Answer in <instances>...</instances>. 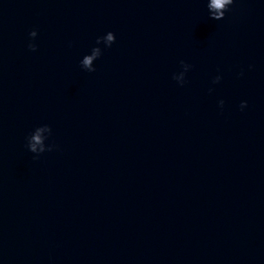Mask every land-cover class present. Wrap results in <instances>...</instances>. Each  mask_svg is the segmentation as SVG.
<instances>
[{
	"label": "water",
	"instance_id": "obj_1",
	"mask_svg": "<svg viewBox=\"0 0 264 264\" xmlns=\"http://www.w3.org/2000/svg\"><path fill=\"white\" fill-rule=\"evenodd\" d=\"M221 14L0 0V264H264V0Z\"/></svg>",
	"mask_w": 264,
	"mask_h": 264
},
{
	"label": "clouds",
	"instance_id": "obj_2",
	"mask_svg": "<svg viewBox=\"0 0 264 264\" xmlns=\"http://www.w3.org/2000/svg\"><path fill=\"white\" fill-rule=\"evenodd\" d=\"M232 3H233V0H209V7H210V9H213L216 12V15L211 16L210 19H213V20L221 19L222 18L221 10L222 9L227 10L229 8V6L232 5ZM34 34H35V30H33V32L30 33V36L31 35H34ZM108 39L111 40V35L108 37ZM27 48L29 50H33L34 51L35 50V45L33 43L29 42L27 44ZM180 62L182 64L184 63L183 60H181ZM83 63L87 67V65H88V59L86 58ZM185 67H190V65L187 64V65H185ZM174 79L176 80V83L179 84V85H182L185 82L184 80H180L178 77H174ZM219 79H220V76H217L216 77V80H219ZM244 106H245V102L244 101H241L239 107L241 109H243ZM27 147H28V149L30 151L34 150V145H33V143H32L31 140L28 141Z\"/></svg>",
	"mask_w": 264,
	"mask_h": 264
}]
</instances>
